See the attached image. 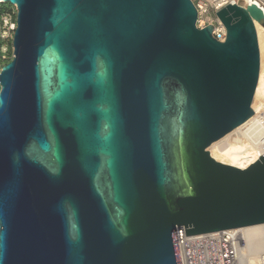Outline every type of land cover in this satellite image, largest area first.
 Instances as JSON below:
<instances>
[{
	"label": "water",
	"instance_id": "water-1",
	"mask_svg": "<svg viewBox=\"0 0 264 264\" xmlns=\"http://www.w3.org/2000/svg\"><path fill=\"white\" fill-rule=\"evenodd\" d=\"M0 264H182L177 237L264 225V14L191 0H1ZM258 22V23H256Z\"/></svg>",
	"mask_w": 264,
	"mask_h": 264
},
{
	"label": "built area",
	"instance_id": "built-area-1",
	"mask_svg": "<svg viewBox=\"0 0 264 264\" xmlns=\"http://www.w3.org/2000/svg\"><path fill=\"white\" fill-rule=\"evenodd\" d=\"M198 12L196 27L204 30L212 26V36L220 43L226 41V28L217 17V13L228 5L243 8L257 6L264 14V0H191ZM0 0V8L5 6ZM264 29V25H263ZM17 30V9L15 6L5 8L0 13V51L3 54L13 50V39ZM264 128V114L259 121L245 128L241 133L255 140L259 135V125ZM257 136V137H256ZM264 150V147H263ZM182 264H242V251L251 240L246 228L223 231L219 233L177 237ZM261 262V261H260Z\"/></svg>",
	"mask_w": 264,
	"mask_h": 264
},
{
	"label": "bare ground",
	"instance_id": "bare-ground-1",
	"mask_svg": "<svg viewBox=\"0 0 264 264\" xmlns=\"http://www.w3.org/2000/svg\"><path fill=\"white\" fill-rule=\"evenodd\" d=\"M258 24L263 28V24ZM260 114H264V107L260 110ZM260 114L251 124H255L259 121ZM258 125V132H260V135L258 137L256 136L257 138L255 140L250 141L249 139L252 137L241 132L233 138L234 148L243 157H248L263 151L264 128L261 127L260 122ZM246 230L249 233L251 240L249 245L242 251V264H264V225L246 228Z\"/></svg>",
	"mask_w": 264,
	"mask_h": 264
},
{
	"label": "rangeland",
	"instance_id": "rangeland-1",
	"mask_svg": "<svg viewBox=\"0 0 264 264\" xmlns=\"http://www.w3.org/2000/svg\"><path fill=\"white\" fill-rule=\"evenodd\" d=\"M9 7H10V5H9V4H6L5 8L7 9V8H9ZM1 12H2V11L0 10V13H1ZM0 54H1V56H2V58H1V63H0V70H1L2 67H4L6 64H8L7 62L11 61V59H12V55H13V53H12V48H10V50H9L8 53L3 54V53L0 51Z\"/></svg>",
	"mask_w": 264,
	"mask_h": 264
},
{
	"label": "trees",
	"instance_id": "trees-1",
	"mask_svg": "<svg viewBox=\"0 0 264 264\" xmlns=\"http://www.w3.org/2000/svg\"><path fill=\"white\" fill-rule=\"evenodd\" d=\"M6 6V5H5ZM5 6H2L1 8H0V10L1 11H3L4 9H5ZM1 58H2V56H1V54H0V63H1ZM10 62V61H9ZM9 62H7V63H9Z\"/></svg>",
	"mask_w": 264,
	"mask_h": 264
}]
</instances>
